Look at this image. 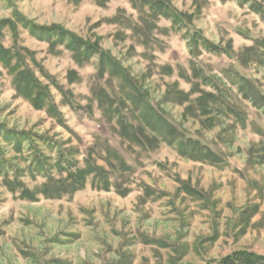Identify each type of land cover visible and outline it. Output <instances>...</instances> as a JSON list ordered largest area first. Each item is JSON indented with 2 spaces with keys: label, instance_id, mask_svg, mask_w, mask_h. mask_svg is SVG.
Masks as SVG:
<instances>
[{
  "label": "rangeland",
  "instance_id": "1",
  "mask_svg": "<svg viewBox=\"0 0 264 264\" xmlns=\"http://www.w3.org/2000/svg\"><path fill=\"white\" fill-rule=\"evenodd\" d=\"M168 1L184 22L150 18L146 30L132 0H0L18 40L6 27L1 41L31 52L36 62L22 51L26 63L52 97L36 109L0 61V264H209L239 249L264 253V101L245 95L264 96V0ZM17 14L98 42L181 139L151 132L146 108L110 65L100 71L98 54L79 59L38 39ZM195 31L228 52L204 41L192 50ZM255 44L258 56L245 52ZM205 93L217 98L204 111ZM141 132L153 139L137 141ZM188 137L218 159L183 155ZM89 166L100 178L44 195Z\"/></svg>",
  "mask_w": 264,
  "mask_h": 264
},
{
  "label": "trees",
  "instance_id": "2",
  "mask_svg": "<svg viewBox=\"0 0 264 264\" xmlns=\"http://www.w3.org/2000/svg\"><path fill=\"white\" fill-rule=\"evenodd\" d=\"M240 1L248 2L251 0ZM132 3L135 8H139L138 11L141 15V22H143V26L146 28V30L150 29V18L157 19L164 16L166 18L172 19L173 23L176 26L181 25L182 22H184L179 17L181 14H179V12L170 4L168 0H132ZM252 7L257 8L256 4H254ZM15 17H17L21 24L30 31L32 36L37 37L41 40H47L51 43V45L62 43L68 50L74 52V54L79 59L91 58L93 55L98 54L101 61L100 71H105L108 68L107 66L110 65V67L112 68L111 70L114 73L118 74L121 79L124 80V83L130 87V99L137 106L142 105L146 108L147 112L143 115V118L145 120V124L152 129L151 132L154 133L155 131H158L161 136L163 134V139L165 137V134H167V137H170L167 139L168 142L171 143V145L176 142V139L178 137L179 139H181L179 131L158 111H156L149 105V100L145 97L146 91H144L142 86H139V83H137V81L133 83L128 71L123 69L122 65L117 60H113L108 52L102 50L98 42H88L76 33H73L72 31L61 25H39L31 21L30 19L25 18L24 16L17 14ZM134 26H136L137 28H141L140 23ZM6 27H10V29L13 31L15 43H17L18 41L16 36V24L12 21V19L0 20V61L3 63L5 68L14 76V84L17 93L29 99L36 109H43L46 104L49 103V101H52L50 90H48V87L42 84L40 79L35 75L34 70L28 67L25 54L30 56L33 62H36L31 52H29L27 49L25 52V50L16 49V47L14 49L5 47V45L1 41V37L3 36L2 32ZM179 29L183 30L184 26H181V28ZM191 36L192 38L189 41V46H191L192 50L202 47L200 43L201 41H204V45L211 52H228V50L223 49V47L217 46L213 42L205 39L196 31L193 32ZM255 41V43H257L258 41L257 44L260 46L261 40ZM22 51H24L25 54L22 53ZM245 52H249L252 53V55L258 56L256 44L254 46H251L250 48H245ZM243 80L245 81V78ZM254 92V90H250V92H246L245 95H248V98L254 101V103L258 99H263L264 101V96L260 92ZM205 94V98L202 97L203 99L200 98L198 100V103L201 104V109L204 111L208 110V107H206L208 106V103H206L208 97L213 96L214 98H217L215 94ZM185 97H188V95L186 94ZM124 128L126 129L125 126ZM21 133L26 135L24 132ZM9 137H13V139L17 143L16 148L21 149L23 140L22 138L18 137V133L13 132V136ZM134 137L139 142H146V140L151 141V139H153V137H151L150 135L147 136V134L143 132H141V134L135 135ZM180 141L183 144V150L181 151L183 155H187L189 157H192L193 159L201 160L205 158L211 159L210 161L218 159L216 154L199 140L188 137L187 139H185V141ZM1 152L2 149L0 147V153ZM38 166L43 169L44 167H46V164L43 161L39 160ZM101 170V168L93 169L90 166L89 168H76L75 170L70 171L68 174V178L66 180H63L62 182L60 181L58 185L52 187H47L48 185L45 186V190L43 193L46 197L51 198L71 192L73 193L78 187L82 186L85 183L84 181L89 174H94L97 178L101 176ZM9 187L12 190L16 189L11 184H9ZM26 191L27 190H25L21 195H31L32 197L36 195L33 192ZM209 264H264V253H259L248 249H239L227 254L219 260L212 261Z\"/></svg>",
  "mask_w": 264,
  "mask_h": 264
}]
</instances>
